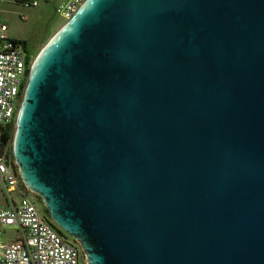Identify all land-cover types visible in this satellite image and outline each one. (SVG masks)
<instances>
[{
    "label": "water",
    "instance_id": "water-1",
    "mask_svg": "<svg viewBox=\"0 0 264 264\" xmlns=\"http://www.w3.org/2000/svg\"><path fill=\"white\" fill-rule=\"evenodd\" d=\"M11 154L84 264H264V0H84Z\"/></svg>",
    "mask_w": 264,
    "mask_h": 264
},
{
    "label": "built area",
    "instance_id": "built-area-1",
    "mask_svg": "<svg viewBox=\"0 0 264 264\" xmlns=\"http://www.w3.org/2000/svg\"><path fill=\"white\" fill-rule=\"evenodd\" d=\"M83 1L66 0L58 4L55 11L67 20ZM33 58V53L26 57L15 46L8 35L7 25L0 21V123L13 119L27 73L26 64H30ZM0 186L8 195L17 192L20 196L17 205L0 206V264H82L83 255L79 248L66 241L50 225L29 197L6 151L0 153ZM11 225L26 231L23 240L2 239V228Z\"/></svg>",
    "mask_w": 264,
    "mask_h": 264
},
{
    "label": "rangeland",
    "instance_id": "rangeland-1",
    "mask_svg": "<svg viewBox=\"0 0 264 264\" xmlns=\"http://www.w3.org/2000/svg\"><path fill=\"white\" fill-rule=\"evenodd\" d=\"M63 0H36L37 4L0 0V21L7 25L11 37L25 39L32 44L34 57L51 36L63 25L64 20L55 8ZM3 20V21H2ZM0 189V204L3 202ZM29 195H33L28 191Z\"/></svg>",
    "mask_w": 264,
    "mask_h": 264
},
{
    "label": "trees",
    "instance_id": "trees-1",
    "mask_svg": "<svg viewBox=\"0 0 264 264\" xmlns=\"http://www.w3.org/2000/svg\"><path fill=\"white\" fill-rule=\"evenodd\" d=\"M17 3H27L32 4L36 0H14ZM64 22L66 21L63 19ZM15 44L17 42H14ZM34 57V55H33ZM14 118L6 121L4 123H0V153L3 151H6L8 157L10 158V161L13 160L12 154H11V142H12V136L14 131ZM28 193V191H27ZM29 195V194H28ZM37 196V195H36ZM29 197L33 200V202L39 207L40 211L43 213L45 219L50 223V225L64 238H69L71 240V243H73L76 247H78L77 243L69 236H67L62 230H59L57 226L49 219L48 213L45 209V207L41 208L35 201L32 195H29ZM38 197V196H37ZM39 198V197H38ZM40 199V198H39ZM82 264H84V260L82 261Z\"/></svg>",
    "mask_w": 264,
    "mask_h": 264
},
{
    "label": "crops",
    "instance_id": "crops-1",
    "mask_svg": "<svg viewBox=\"0 0 264 264\" xmlns=\"http://www.w3.org/2000/svg\"><path fill=\"white\" fill-rule=\"evenodd\" d=\"M64 1H66V0H63L62 2H64ZM36 4H37V2H36ZM7 31H8V29H7ZM8 35H9V33H8ZM9 37L14 42H17L20 40H25V39L14 38V37H11L10 35H9ZM28 42H30V41H28ZM0 189L2 190V193H3L2 194L3 195V202H2V205L0 204V206L11 207L13 205H17L19 198H20V196L18 195L17 192H12V193H10V195H8L7 192L1 186H0ZM25 236H26V231L17 225L6 226V227L2 228V230H1V237L4 241L23 240L25 238Z\"/></svg>",
    "mask_w": 264,
    "mask_h": 264
},
{
    "label": "flooded vegetation",
    "instance_id": "flooded-vegetation-1",
    "mask_svg": "<svg viewBox=\"0 0 264 264\" xmlns=\"http://www.w3.org/2000/svg\"><path fill=\"white\" fill-rule=\"evenodd\" d=\"M15 46L27 57L29 56L30 54H32V44L30 42H28L27 40H20V41H17V43L15 44ZM28 67H29V63L26 64V72L28 70ZM24 82H25V79H24ZM24 85V83H23ZM23 85L21 86L20 88V93H19V98L21 97V94H22V90H23ZM33 194V193H32ZM33 198L35 199L36 203L41 207L43 208L44 206L42 205V202L41 200L35 195L33 194L32 195ZM64 238V237H63ZM66 241H69L71 242V240L69 238H64Z\"/></svg>",
    "mask_w": 264,
    "mask_h": 264
},
{
    "label": "clouds",
    "instance_id": "clouds-1",
    "mask_svg": "<svg viewBox=\"0 0 264 264\" xmlns=\"http://www.w3.org/2000/svg\"><path fill=\"white\" fill-rule=\"evenodd\" d=\"M79 248V247H78ZM80 250V249H79ZM82 253V252H81ZM84 260V259H83Z\"/></svg>",
    "mask_w": 264,
    "mask_h": 264
}]
</instances>
